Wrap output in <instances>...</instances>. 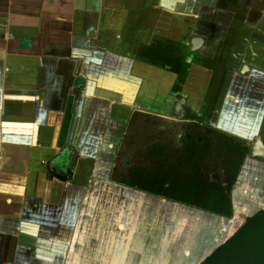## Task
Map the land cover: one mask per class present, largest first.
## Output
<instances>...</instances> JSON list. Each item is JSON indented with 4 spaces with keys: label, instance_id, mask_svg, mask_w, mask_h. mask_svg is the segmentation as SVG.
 <instances>
[{
    "label": "crops",
    "instance_id": "obj_1",
    "mask_svg": "<svg viewBox=\"0 0 264 264\" xmlns=\"http://www.w3.org/2000/svg\"><path fill=\"white\" fill-rule=\"evenodd\" d=\"M263 103L264 0H0V264H180L181 222L264 206ZM194 122L250 143L232 217L164 193Z\"/></svg>",
    "mask_w": 264,
    "mask_h": 264
},
{
    "label": "rangeland",
    "instance_id": "obj_2",
    "mask_svg": "<svg viewBox=\"0 0 264 264\" xmlns=\"http://www.w3.org/2000/svg\"><path fill=\"white\" fill-rule=\"evenodd\" d=\"M144 120L150 121V118H148L147 120L146 119H144ZM186 130H187L186 131L187 133L191 132L190 135L192 133H195V132L201 133V134L202 133L203 134L208 133V129L205 128L204 126H197V125H194L192 123L186 127ZM207 136L211 137V138L214 137L213 133H211V136L210 135H207ZM214 141H216L217 143L215 144L213 142V144H212V141L210 143H208L211 146L210 151L208 150L207 152H205V151L199 150L200 152L196 154L197 158H202V159L199 160L197 162V164H195V166L197 165L196 167L199 168L200 171H197V173L195 175L194 180L196 182V185L194 186V188L201 187V190H206V189H209L210 187L218 188L220 186L223 188L224 187L227 188V186L229 185V184H227L228 175H225L222 171H220L221 170L220 167H225L227 164L228 165L230 164L229 166H231V161H236L235 160L236 157L232 159V158H229L227 156V152H225V147L221 146V139L218 138L217 140H214ZM199 142H202V141H199ZM227 142H232V141L228 139ZM143 143L144 144L145 143L153 144V146H155L154 142L151 143L150 140L149 141L144 140ZM198 148H202V145L200 144V146H198ZM218 151H221V152L223 151L225 155H221V153H220V155H217ZM214 156H216V158ZM174 161L175 160H173L171 157H168L166 155L162 156V158H160L158 160L157 164L154 161V159L151 160L150 157L149 158L147 157V160H144V159L140 160V162H139L140 165L146 164L145 165L146 168L144 167L145 171L143 170V172L146 175L145 177H147V185H149L150 183L156 184L157 178L159 176L163 175V174H159V173L154 174L156 171V168L163 166L164 168L171 169L172 162H174ZM158 164H159V167L156 166ZM204 165H205V167H204ZM210 171H211V173H210ZM246 173L248 174V172H246ZM167 174H170V173H167ZM143 180H144V178H143ZM136 181L141 182V179L136 178L135 183H137ZM169 181H171L169 175L165 176V182H169ZM228 181H230L229 183H231V184L234 182L233 178L229 179ZM160 182H162V181H160ZM261 182L264 184V177L261 178ZM163 183H164V181H163ZM170 183L171 182H169V184ZM162 187H163V185H162ZM162 187H159L158 189L164 190V188H162ZM234 188H235V186H233V187L231 186V191H232L231 196L237 198V193L241 196V202L242 203H241V206L239 207L240 209L245 207L244 204H246V203L248 205L252 204V201H253L252 194L254 193L253 191L255 190V186L252 183L242 181L240 184V187H239L240 191L238 189H237V191H235ZM259 192L261 195H260V198L257 200L258 206L264 204V187ZM250 195H251V197H250ZM243 196H245V197H243ZM196 208L202 210L199 207H196ZM261 209H264V206L260 207L259 210H257V208L252 209V211H250L251 212L250 216L257 214ZM242 212L243 211L241 210V213L239 214V217L237 218L236 225L234 224L233 227L227 226L228 230H230V231L227 230V231L221 232L222 225H221L220 221L214 220L215 218H210L208 215L207 216L202 215V213H199V212H197L198 215L195 218H193L191 224H189L190 221H186L183 223L181 222V224H180L181 230L189 228L188 230L191 232V236L189 235L188 238H186V240L185 239L181 240V243L179 244V246H180L179 248H180L181 253H178L177 255H175L176 257L174 259V262L176 260L179 261V263L181 262L180 264H200L201 262H203L218 246H220L223 242H225L230 237H232L240 229V227L245 223L246 219L249 216L246 215L245 213H242ZM184 231L185 230H182V232H184ZM216 233L217 234L221 233L222 239L218 242L214 241V247H212V249L208 251L209 244L213 239V238L212 239H209V238L211 236L213 237ZM174 239H176L175 241H178L179 236L177 238L176 235H174ZM193 242H195L196 245H195V248L193 250H191V248H188L189 246H187V245H192ZM181 244H184V245H182V247H181ZM174 247H176V245H174ZM179 248H177V249L179 250ZM185 251H187L189 253L188 256H184ZM200 259H202V260L200 261ZM166 264H170L169 261Z\"/></svg>",
    "mask_w": 264,
    "mask_h": 264
},
{
    "label": "trees",
    "instance_id": "obj_3",
    "mask_svg": "<svg viewBox=\"0 0 264 264\" xmlns=\"http://www.w3.org/2000/svg\"><path fill=\"white\" fill-rule=\"evenodd\" d=\"M194 138L188 147L192 154L190 158L185 160V164L194 165L191 174H181L185 181V186H179L178 190H172L170 186L165 188L164 193L168 197H172L174 193L176 197L185 200L195 207H199L204 211L214 213L219 216L231 217L233 214V198L231 196V186L210 187L201 190V187L194 188L196 185L195 175L197 173L195 164L202 158H197V153L201 150L207 152L211 149L210 143L215 139L212 137ZM209 141V142H208ZM202 145V148L198 146ZM227 156L239 160L234 170L239 174L241 166L246 160L249 146L240 143L227 142ZM200 150V151H199ZM221 151L217 152L220 155ZM195 157V158H194ZM232 162V161H231ZM190 176L191 180L187 177ZM230 177V176H229ZM181 179V180H182ZM200 264H264V209L257 214L249 216L240 229L228 240L218 246L203 262Z\"/></svg>",
    "mask_w": 264,
    "mask_h": 264
},
{
    "label": "flooded vegetation",
    "instance_id": "obj_4",
    "mask_svg": "<svg viewBox=\"0 0 264 264\" xmlns=\"http://www.w3.org/2000/svg\"><path fill=\"white\" fill-rule=\"evenodd\" d=\"M233 83V82H232ZM208 85L209 84H207L206 85V89H207V87H208ZM232 86V85H231ZM241 88V87H240ZM252 95H253V93H249V94H246L245 96H244V100H248L249 101V104L248 105H250L251 104V102H252ZM228 96L229 97H231V94L229 93L228 94ZM254 97H256V94H254ZM264 104V103H263ZM195 124L194 125H197V126H204L205 128H207L208 129V133L207 134H201V133H192L191 135H190V133L191 132H188L187 134H186V142H184V144H183V147L181 146V148H184V147H187V149L189 150V146H190V144L189 143H192V141H193V139L194 138H196V139H198V140H200V141H202L201 139H199L198 137H200V138H202V137H205V136H207V135H210L211 136V133H213V135H214V139L215 140H217L218 138L219 139H221V146H223V147H225V152H227V140L229 139V140H231L232 142H234V143H240L241 145H245V146H249V151H248V153H247V157L249 156V154H250V150H251V148H250V143L248 142V141H246V140H243L241 137H238V136H236V135H233V134H229V133H225V132H222V131H220L219 129H216V128H214V127H212V126H209V125H207V124H201V123H199V122H194ZM189 139V140H188ZM226 139V140H225ZM190 151V150H189ZM210 151V150H209ZM191 152V155H194V154H192V151H190ZM196 155V154H195ZM221 155H225L224 154V152L222 151L221 152ZM212 157V156H211ZM215 158H216V156H214ZM227 157V156H226ZM247 157H246V160H245V162L247 161ZM187 158H190V155H186L185 157H184V162H185V160L187 159ZM195 158V157H194ZM262 161H264L263 159H261ZM238 161L239 160H237V161H232L231 162V166H229L228 164L225 166V167H220L221 168V170L220 171H222L225 175H228V179H227V184H229V185H231L232 187H233V185L235 184V182H237V179H238V177H239V175L241 174L242 175V178H243V182H249V183H253L254 181H253V179H254V177H253V174L252 173H254V172H252V169L250 168V167H246L245 168V173H244V164H245V162L243 163V165L241 166V169H240V171H239V174L237 173H235V170H234V168H235V166L237 165V163H238ZM246 172H248V174L246 173ZM245 174V175H244ZM230 176V177H229ZM231 178H233V185L231 184V183H229L230 181H228L229 179H231ZM228 185V186H229ZM233 214H234V210H233ZM233 214H232V216H233ZM231 216V217H232ZM250 216V215H249Z\"/></svg>",
    "mask_w": 264,
    "mask_h": 264
},
{
    "label": "water",
    "instance_id": "obj_5",
    "mask_svg": "<svg viewBox=\"0 0 264 264\" xmlns=\"http://www.w3.org/2000/svg\"><path fill=\"white\" fill-rule=\"evenodd\" d=\"M218 241H220V240H218ZM218 241H217V242H218ZM208 251H209V250H208ZM208 251H207V252H208ZM201 260H202V259H200V261H201ZM200 261H199V262H200Z\"/></svg>",
    "mask_w": 264,
    "mask_h": 264
}]
</instances>
